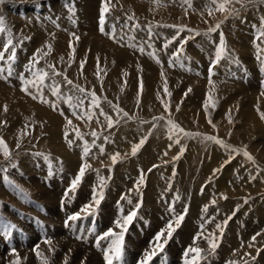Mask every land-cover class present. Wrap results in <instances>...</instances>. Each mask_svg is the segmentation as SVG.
Returning a JSON list of instances; mask_svg holds the SVG:
<instances>
[{
    "label": "rangeland",
    "instance_id": "obj_1",
    "mask_svg": "<svg viewBox=\"0 0 264 264\" xmlns=\"http://www.w3.org/2000/svg\"><path fill=\"white\" fill-rule=\"evenodd\" d=\"M120 1L119 0H105L104 1V6L107 7L109 10L105 13V23L103 25L104 32H101L100 31L101 25L99 21H100V8H101L102 0H99V1L98 0H92V1L91 0H88V1L87 0H0V17L3 18L4 25L8 30L4 34H0V51L3 50V43H5L8 39L12 40V43L15 47V60L13 62L7 61L6 58L4 61H0L2 65V67L0 68L3 69V71L0 72V87H3V88H1L0 90L9 89L13 91L14 93H17L16 95L18 96V98L21 97L20 94L22 96L25 94L26 97L28 96L27 99L29 98L28 99L29 101L31 100L32 102H34V104L40 109L42 108V110L43 109L46 110L45 108L46 106H49V105L51 106L53 104H45V103H42L40 99H33L31 95H28L24 91L21 90V88L23 87L22 83H21V86H18V84H20L19 81H21L20 80L21 74L25 76V77L23 76L24 79L27 77L26 80L27 79L30 80V78L32 79V71H35L36 69H44L45 71L49 73V76H50L49 80H46L45 82L46 85H51L53 83L58 84L60 86V92L61 91L66 92V95L68 97L71 91L74 93V95H72L73 93L70 95L71 97L81 96V98H84L86 93L94 92L96 94V98L100 105V108L91 109L93 113L92 115L93 118L88 119L84 115L82 116L81 114H78L81 112L86 113L87 111H89V100L91 99V97L85 98L86 100H84V105H83L84 108L83 107L80 108L83 110H78L79 108H77V110L74 109L75 111H77L75 113H77L80 119L78 118L76 114H75L76 116L75 118L71 116V118L74 119L72 121L73 124L67 125V128L66 126H64L60 129L59 127L60 129L59 131L57 130L58 129L57 127H54V129L49 132L48 130L39 128V130L40 129L41 130L38 132V128L36 129L34 127V125L36 126L37 123L32 121L29 115L25 117L22 116L21 121H23L22 122L23 128L26 126V128H28L29 130L26 131L27 133L26 135L23 132L15 133L18 135L17 138L19 140H15V141H18L20 143V144L18 143L19 147L13 146L11 149L10 144L7 145L8 150L10 149L9 152L12 156L10 157V160H6L5 157H3L4 155L0 153V168L3 169V170H0V173L5 172L6 168H9L10 169L9 175L14 174V173L17 176L21 175L20 168H18V163L20 162L21 159L23 160V158L21 157L25 155L26 157L32 158L33 160L38 161V162H41L43 159L46 161V159L51 158L50 150L52 148L51 145L53 144L55 145L56 150L58 151L64 150L63 148L64 146L62 145L61 138L59 141V138L54 139V136L57 135L59 137V132H61V134H65V130L68 133V135L70 133L73 134V135L70 134L71 138H73L72 140H74L75 143L77 142L78 145L87 144V146L90 149V152L92 150L94 152V149H97V148L99 150L103 148L104 150L103 152H106V146H107L106 144L118 143V142L114 140L112 141V139H109L108 134L110 132L109 129L111 128H108L107 126L106 127L101 126V125H107L106 123L107 121L105 120L104 116L100 115V112L102 110L104 113H107L108 116H111L113 121L116 119V117L119 120V123L118 124L114 123L112 127V128L115 127L117 129V132H118L117 136L120 135L119 129H121V127H124L126 125V123L125 124L123 123L122 125L120 123L123 118H125V120L130 119L131 120L130 123L135 122L136 124L143 125V127L147 126L146 128H143V136L146 135V137L151 138L152 141L155 142L154 144L156 147L155 149H158V151L160 152V155L163 156L162 160L159 162V164H161V162L162 164L159 166L156 165L155 167H159L158 169L162 168L160 169V172L162 174L164 173V175L167 176V179L165 180V184H164L165 191L163 192V194L165 195L161 194V196L165 198L164 201L167 203L166 204L167 208L171 207L170 209H168L170 213L169 218L171 220L170 222L166 221V223H169L166 225L165 222L163 223L161 221H156L150 218L149 216L150 214L148 213L144 214L143 212L142 213L143 215H142V214H139L138 212V210L143 211V208L142 210H140V206L144 207V205H142L144 203H141L140 201L142 200L144 201L146 196L150 197L152 192L153 193L156 192V194L159 193L160 186L157 184H153V186H151L152 187L150 188L152 189V191L150 190L151 192L149 191V188H147V185L149 184V175L155 170L154 167H151L149 170H145L143 166L142 168H137L136 170L137 172H135L133 178L128 181V185L121 188V192H120L121 195L118 200L114 201L115 198L112 196L113 193L110 192L111 186L106 185L104 183H101L102 186L101 184L96 185L94 187V191L92 192L85 190V185L83 181L85 180L84 175L87 176L89 174L88 171L95 170L96 172L98 171L99 173H104L106 175L108 173L107 176L111 180L113 179L115 173L118 172L119 170L128 169L129 167L128 162L132 161L134 164L136 163V160L141 161L140 156L145 154V151L139 154V151L141 149L139 148V150L137 151L138 153H136L135 155L136 157L135 156L133 157V155H131V148L135 143L133 141L126 142V145L128 146L130 145V147L126 151H123L122 148H119V150H117L118 153H121V154L123 153L126 156L125 157L119 156L117 158V162L115 163V165L113 164L111 160V156L108 157L105 162H101L100 164H97V162H94L88 158H85L86 162L90 164V165L88 164L89 169L90 167L91 169L90 170L86 169V171L88 170L87 172L85 171L87 175L84 173V175L82 176V178L84 177V179H81L79 183H77L78 185L75 186L76 189L74 188V190H73V187H71L73 185V183L71 182L75 180V177L78 175V171H79L78 169L80 168L76 169V171L74 172L77 175L73 174L74 177L72 176V178L69 181H66L65 183L61 181L59 176L57 177L59 182H55V180L50 178V185H52L53 187L51 188V190H48L44 186H41L38 184H34V186H30V183L29 182L27 183L28 184L27 187L30 186L31 190L30 188H27V187L25 188L26 196L27 194L30 193L29 195L33 197V200L30 201L32 202V205L34 206H37L38 204L44 205L43 207L46 212V214L39 213L40 212L39 209L37 210L33 208L32 209L33 211L31 213L26 209L25 210L22 209L26 217L28 218L31 217L33 221L37 223L36 225L38 226L40 225L41 227V231L39 232L41 237L37 241L36 243L37 245H34L31 248V250L32 249L35 250L39 246H41L42 248L52 246L54 247L52 250V253L55 254L56 251L58 250L57 252H62L63 253L62 255H64L65 252H63L61 248H58V247L56 248L55 247L56 244L58 245L63 244L64 247L65 246L67 247V246H71L72 242H77L81 244L83 243L86 244L87 248L90 249L91 252L93 251L92 253L94 254L96 252L93 249V244L95 243V241L96 242L99 241L96 247L101 244L102 248L106 246L104 249H107L110 247L112 241L116 239V236L120 235L121 233H123L124 235V233L126 232V238H125L126 243L124 244L123 239H122V246H121L120 254L122 255V259L125 262V263L123 262L124 264H132V263L134 264L138 256H139V259L144 258L143 260H145V258L149 256L150 254L152 257L157 256V254L160 257H163L165 255V252H167L168 257H169L171 255L170 247L173 245H177L180 248V250L183 252H185L192 244H196L197 242L200 243L199 245H202L200 241V236L199 238H197L198 237L197 234L203 233V235L201 234V237L202 239L204 238L207 244L202 245L200 249L201 254L203 255V256L201 255V258L202 257L203 258L199 259L198 264H222V258H223L222 254L225 257L227 256L228 258L231 259L232 253H233L232 255L235 256L234 259L233 258L231 259L233 262L228 261V263L226 262L225 264H259V263L263 264L262 262H258L259 256L257 254L260 255V253L264 251V242H263L264 241L263 239L264 238V229H263L264 228L263 227L264 226V217H263L264 172H262L264 171V168H263L264 167V148H263L264 147V119H261V113H264V87L261 89L263 85L262 81H264V75H263L264 73V35H262V33H264V0H240V2H236V0H230L229 3L225 4L224 11L217 10V6L210 4L209 0H147V1L146 0H129L130 2H128V0H123V1L120 0ZM78 4H80L79 7L81 8L78 7ZM85 4H87V6ZM35 7H40L39 11L34 9ZM54 8L56 11L54 10ZM195 9H197V11L195 13H191V10H195ZM95 10L98 12H96ZM181 13H185V14L182 16ZM197 14L201 15V17H197ZM108 15L109 17H107ZM71 16L72 17L74 16V17L72 18ZM129 17H131V19H129ZM14 23L17 25H15ZM218 24H219V27L217 28L216 26ZM55 28H56V31H55ZM95 28H98L99 30L98 29L96 30ZM212 28H215L216 31L209 32V29H212ZM51 29H54V30L52 31ZM113 29L115 31L114 39L110 38V36H112L113 34ZM42 30L44 34L43 32H40ZM221 34L223 36V46L225 49V53L222 55L221 59L217 61L216 52H217L218 47H220V44H221ZM63 35L65 37H63ZM87 35H89L88 37L89 39L88 40L86 39V42H84L83 37ZM51 36L53 37L51 38ZM59 37H61L60 41L58 40L60 39ZM97 37L99 38L96 39ZM101 37H103L104 42ZM92 39H94L95 41ZM244 39H247V40H244ZM39 40H42L40 42H43L46 40L48 42L49 41L53 42V40H55L54 41L55 43L56 41L57 43L61 42L59 44H61L64 50L66 51L62 54L63 56L61 55L57 57V55L54 52L46 49L47 51L46 50L45 51L49 53L46 58L45 56L42 55L43 54L42 49H40L41 53L37 52V49L42 48L40 46L42 44L39 45V42H38ZM100 40H102L103 44L101 43ZM70 41L72 45L71 48L69 47ZM140 49H143V51H140ZM113 53L114 55H112ZM11 54L12 52L11 50H9V52H7L5 56L7 57L8 55H11ZM37 56H39L40 59ZM35 58L36 60H39L40 64L39 63L34 64V67H32L30 71L29 70L30 61H32V59L34 61ZM60 58L62 59V62ZM43 59H46V60L49 59L50 61L48 60L46 61V63H44L45 60L43 61ZM63 59H66L67 62L66 60H63ZM56 60H58V62H61V63L60 64L57 63ZM82 61L84 62L83 68L80 67L81 66L80 63ZM233 61L234 63H232ZM211 63L215 64L216 66L211 65ZM64 64L66 67H63ZM74 64H77V66L74 67ZM48 65H52L55 68L56 72L61 73V75H52V69H50ZM234 65L239 66V71H241V77H243L242 81L239 75L236 76V78H234L233 75L228 73V71H230L229 69L231 70L237 69V68H234L236 67ZM87 66L88 67L90 66V67L88 68ZM241 67L243 70H241ZM9 68L11 69V74H9ZM74 68L75 69L80 68V70L79 69L75 70ZM211 68L212 70L208 76V69H211ZM87 69L88 70L91 69V70L85 71ZM76 71L80 73L76 74ZM235 71H238V69ZM89 73L91 74V76ZM70 74H74L76 76L70 75ZM113 76L116 82L109 80ZM65 77H67V80L70 77L69 80H72V84H68L65 81ZM71 77H73V79H71ZM91 78H92V82L88 83L89 81H91ZM52 79L55 81L53 82ZM78 81L79 83H76ZM118 82H119V86H118ZM8 84H11L12 86L11 85L9 86ZM141 84H142V88H141ZM252 85H255V86H252ZM76 86L84 88L85 94L79 93V91L75 88ZM108 86L110 88H106ZM14 88L17 91H15ZM182 88H183V91L180 90ZM30 91L33 93V95L35 94V89H30ZM111 91H112V96H111ZM117 92L118 93L120 92V95ZM44 96L49 101L55 102V106H56L55 108H61V112H63L64 114L65 113L67 114L69 112V114L71 115V112L69 111V109L72 111V113H74L73 109L70 108L69 103H66L65 106H60L57 100V97L52 95L48 87L44 88ZM121 96H122V100H121ZM115 98L116 100H111ZM130 99L132 100V103ZM206 100L208 103L207 109L205 108ZM114 106H118V108L122 109L123 111L120 112L119 114H115L117 112L113 111ZM39 108L37 109L40 110ZM42 110L40 111L42 112ZM123 113H127L128 115L124 116ZM0 118H1L0 120H3L1 115H0ZM98 119L99 121L103 119V123L102 121L97 123ZM185 119L187 120L188 123L185 122ZM230 120L231 122H229ZM85 121L89 123L88 126L86 125V127H85V124H86ZM169 121L173 122L174 124H177L179 128L183 129L184 131L179 132L178 130H173L170 132L169 131V128H170ZM209 121H211V123H209ZM8 122L9 124L10 122L12 123V121H0V131L1 132L3 131L2 133L0 132V139H3L4 141L6 137L5 133L7 132L6 130L7 127L5 126L9 125ZM5 123L6 125H4ZM184 124L186 126H184ZM69 126H72V128ZM221 126L222 127L224 126V127L222 128ZM12 127H15V129H17L16 126H12ZM31 127L35 128L34 130H36L37 132L34 133L33 128ZM37 127H38V124H37ZM77 131H79V133L83 136L82 141L80 139H77V136H75ZM93 131L96 133L95 138L92 135ZM184 133H191L192 135L189 136V135H185ZM249 134L251 135L248 136ZM169 136H171L172 139H169ZM180 136L182 138L180 142L177 143L176 139H178V137ZM205 136L217 137L218 139L222 140L225 144L229 146L228 149H225L220 144L214 143L209 140H205L204 139ZM28 137L30 140L28 139ZM85 137L86 138L89 137L87 138L88 140ZM47 138H49L51 141ZM62 138L64 142L65 137H62ZM97 138L98 139L101 138L103 139V141L100 142V144H98V140H96ZM249 138H250V141H249ZM186 140L190 141L188 145H187L188 141L187 143H185ZM52 142L53 144H50V146H46L47 144L52 143ZM148 142L149 140H147L146 146L148 145ZM38 143H40V145ZM20 145L23 147H21ZM189 145L193 147L191 148ZM255 145H258L262 150H256V149L253 150L252 147H254ZM59 146H60V149L62 148L61 150L58 149ZM175 147H176V150H175ZM182 147H183V151L179 155L178 153L180 152ZM187 147H189V150H187L188 149ZM17 148L19 149L16 150ZM190 149L192 152L190 151ZM20 150L23 151L21 152V154L19 153ZM13 151H16V153ZM245 152H247L251 156V159H248L244 155ZM168 153H170L169 154L170 156H168ZM30 154H33V155H30ZM100 154L102 155L103 153L100 152ZM177 154L179 155V157H177L178 159H176V156H178ZM188 154H190V156ZM219 154H221L220 157H219ZM39 156L40 157L42 156L43 158H40ZM180 156L182 158L186 157V160H184L185 162L182 160ZM97 157L98 158L96 161H100L99 159L100 156L97 155ZM168 159L170 161H167ZM211 160L213 161L214 165L212 164ZM208 162H209V165H208ZM214 162H216L217 164ZM95 163L96 165H94ZM100 165H102V167ZM170 167H173V168H170ZM210 167L214 171H212ZM236 167L238 169H236ZM101 168H102V171H101ZM180 168L182 170L179 173ZM170 169H172L173 171L175 170V171L174 172L170 171ZM235 169L237 171H235ZM202 172L203 173L205 172V173L203 174ZM207 172L210 174H208ZM220 173L222 176L220 175ZM228 173L231 175H229ZM204 175L205 177H203ZM223 175H226V176H223ZM207 176L208 178H206ZM170 184L171 186H169ZM35 185L36 186L38 185V188H36ZM175 185H176V188L178 189L175 188ZM180 185H182V187H180ZM185 185L187 187L188 192L187 191L185 192L186 190V187H184ZM221 185H227V186L224 187ZM81 186H82V189H81ZM167 186L169 188H166ZM212 186L214 187L216 186V189L219 190L220 193H222L220 195V199H217L215 201L221 205L226 204L224 206L216 207L215 210L217 212L219 211L217 215L218 218H215V219L211 218L210 219L211 222H210L209 219L205 220L204 218L205 216H202L201 219L203 218L202 220H205V221L204 222L201 221L202 222L201 223V222H198L196 217H192L189 215L191 220L186 221L185 218L190 212L189 207L191 206L190 202H191L192 197L194 196V197L201 198L207 190H208L207 193L211 192L210 189L208 188H212ZM19 188L23 190V188L21 187ZM139 188L142 190H140ZM179 188H183V190ZM221 189H225V190L221 192L220 191ZM95 190H96L97 196H96V193H93L95 192ZM74 191H76L75 196H74ZM147 192L148 194L145 195L144 193H147ZM165 192H169L170 194L166 195ZM35 195L36 197H39V196L40 197L35 198ZM60 195L61 197H59ZM95 196L98 198L97 199L99 201L98 204L94 200ZM101 196H103V199L102 198L100 199ZM121 197L126 198V200ZM163 197L161 198L162 200H163ZM59 198L61 200L60 201L61 209H60V204H59ZM67 198H68V201H67ZM133 199H136V201ZM0 200L2 201L1 198ZM100 200H102V202H100ZM66 202L69 203L70 205L67 204ZM82 202L84 203V205ZM117 202L120 205L119 207L115 206ZM216 202L207 203L206 209L211 206L214 207ZM154 203H158V202L156 201ZM108 204H109V208H108ZM122 205L123 207L124 206L125 207L123 208ZM175 205L179 206L180 208L179 210H182V209L183 210L179 212V210L176 209ZM75 206L77 210L74 208ZM112 206L114 207V210L118 212V215H113V217H112V214L110 213V209L113 208ZM145 206L147 207V205ZM131 207L134 209L135 215L132 216L131 220L124 219L128 217L131 213H133V210H131L132 209ZM95 208L99 210L101 209L100 210L101 213L97 218V224H93L92 226L95 227L96 225L97 231H99L100 233L97 232V234L95 235L93 232L94 230L91 231L90 224H88L87 229L85 228L77 229L78 232H80V234L85 233V235L83 234L81 236L79 235L73 240L72 238L68 239L67 237H65L66 236L65 231L68 229L69 230L72 229L66 226L69 223L71 224L72 222H74V220H69L68 217H70L71 215L72 216L75 215L78 218L79 217L81 218L83 216L88 215L87 211H89V209L90 211H93V209ZM125 208L128 210H126ZM223 208L225 209L222 210ZM102 209H104L105 212ZM262 209L263 211H260ZM82 210H84V212ZM202 210L204 209H200V211ZM176 211H177L178 217L184 216L182 219L183 221L181 220L182 222H180L179 224L175 223L177 219ZM107 212L108 214H106ZM185 212H187V214ZM58 213H60L59 217L58 216L55 217V214H58ZM2 214H3V211H0L1 216ZM37 216L39 217V220H35V218H33ZM116 216L118 219L116 218ZM78 218L76 220L80 219ZM247 218L249 219L246 220ZM46 219H48L49 221ZM194 219H195V223H194ZM124 220H127V223H125ZM36 221H38L39 223ZM65 221H69V222L65 223ZM119 221H123L124 223V225L120 227V229L117 226ZM190 221H193L192 223L194 225V228H193L194 231L192 233L193 234L196 233V235L193 236L192 238L193 240L191 239V242L189 244L187 245L184 244V246L181 247L183 243H181L180 245L178 244L177 236H179V233L181 237L187 235V234H183V230L186 227H189ZM100 222L103 225H101ZM161 223L163 226L161 225ZM204 223L207 225H205ZM6 224H7V227H10L9 233L7 232V227H6L5 234H3L4 236H1L0 239L7 242L8 241L7 237H15L16 235H15L14 228L11 226L12 223H10L8 220L5 222L2 228H4ZM170 224L172 225L171 229H169ZM16 225L18 224L16 223L15 226L13 225L16 230L24 231L23 228L21 227L24 224H22L21 226L19 225L16 226ZM204 225L208 227L206 228ZM107 226L109 227L107 228ZM111 226H113V228ZM257 226L258 227L260 226L259 229H261L262 227V233L260 232ZM110 228L111 230H113V233H115V235L106 237L104 239H100V237L104 236V233L107 232ZM47 229L54 230L52 237H47L48 236L46 235ZM242 229H244V233L246 234V236H244L245 237L244 242L242 239V236L244 235L242 234ZM25 230L27 233L30 234L31 237L32 235L30 232H32V234L36 237L35 231L37 230H35V227L29 228L30 231L27 230L25 227ZM1 231L3 232L4 230L0 229V232ZM117 231L118 233H116ZM130 231H132L133 233ZM169 231H171L170 236H168ZM158 234H161V239L159 240L157 239ZM254 234L256 237L258 235L259 238L258 237L256 238ZM230 236H232V239H234L233 244H238V248L235 247L236 248L235 250L233 248V245L230 246V243H227L228 237L230 238ZM253 237H255V240L257 239L256 240L257 243L254 246L255 248L254 247L248 248V249L242 248L243 246L240 243H244L245 245L247 244L249 240H253L252 239ZM82 238L83 239L85 238V239L83 240ZM122 238H124V236ZM151 238H153L154 241ZM210 238H213V239H210ZM148 241L149 243H147ZM210 241H216L215 243L217 246L214 249L210 247V243H209ZM6 242H3L2 246L6 245ZM8 242H10V240ZM14 243H15L14 246L16 247H18L17 244H19L20 247L18 248L20 249L24 245V241L22 239L15 238ZM224 243L228 244L231 249L224 250L222 248V245ZM10 244L11 245H9L8 248H10L11 246V250H16V249H12L14 246L12 245V243ZM218 246L220 247L218 248ZM260 246L261 247L263 246V247L261 248ZM102 248L101 250H104ZM240 248H242L241 249L242 253H240L241 252L239 250ZM136 249L139 250L140 254L136 251ZM230 250H234V251L231 252ZM246 250H251V252L246 251ZM252 250L254 253L252 252ZM212 251L214 255L211 254ZM243 252L245 253L247 252V254L245 255ZM248 252L252 254L250 255ZM206 254L207 256H205ZM179 255L180 253L178 252V257L176 258V260L179 259ZM228 255H230V257ZM35 258L36 257L34 254L31 261H33ZM211 258L213 259L211 260ZM180 259L183 260L182 255ZM241 259H243L244 261ZM104 260L105 259L103 257V260L100 262L98 261L96 264H107V262H105ZM117 261L118 263H120L118 259ZM200 261H202L203 263ZM241 261L245 263H241ZM253 261H256V263ZM154 263L160 264L159 257L155 258ZM165 263H166L165 261L161 260V264H165ZM81 264H87L86 260L84 259L83 263ZM113 264H115L114 259H113Z\"/></svg>",
    "mask_w": 264,
    "mask_h": 264
},
{
    "label": "bare ground",
    "instance_id": "obj_2",
    "mask_svg": "<svg viewBox=\"0 0 264 264\" xmlns=\"http://www.w3.org/2000/svg\"><path fill=\"white\" fill-rule=\"evenodd\" d=\"M88 1V0H87ZM92 1V0H91ZM99 1V0H98ZM105 1V0H104ZM120 1V0H119ZM123 1V0H122ZM147 1V0H146ZM86 2V1H85ZM84 2V3H85ZM115 2H117V1H115ZM121 2V1H120ZM128 2H130L129 0H128ZM169 2V1H168ZM79 3V2H78ZM88 3V2H87ZM95 3V2H94ZM100 3V2H99ZM125 3V2H124ZM123 3V4H124ZM127 3V2H126ZM132 3V2H131ZM141 3V2H140ZM115 4V3H114ZM172 4V3H171ZM77 5V4H76ZM79 5L80 4H78V7H79ZM86 6H87V4H85ZM126 5V4H125ZM176 5V4H175ZM147 6V5H146ZM184 6V5H183ZM64 7V6H63ZM137 7H139V6H137ZM167 7V6H166ZM79 8H81V7H79ZM84 8V7H83ZM143 8V7H142ZM150 8V7H149ZM168 8V7H167ZM182 8V7H181ZM201 8V7H200ZM205 8H207V7H205ZM62 9V8H61ZM64 9V8H63ZM94 9V8H93ZM96 9V8H95ZM144 9V8H143ZM159 9H161V8H159ZM165 9V8H164ZM174 9V8H173ZM198 9V8H197ZM197 9H195V10H191V13H195L196 11H197ZM54 10H55V8H54ZM180 10H182V9H180ZM56 11V10H55ZM89 11H91V10H89ZM96 11V10H95ZM156 11V10H155ZM174 11V10H173ZM66 12V11H65ZM64 12V13H65ZM93 12V11H92ZM96 12H98V11H96ZM138 12V11H137ZM165 12H166V10H165ZM179 12V11H178ZM177 12V13H178ZM190 12V11H189ZM62 13V12H61ZM70 13V12H69ZM88 13V12H87ZM188 13V12H187ZM139 14H140V12H139ZM160 14V13H159ZM162 14V13H161ZM182 14V16L185 14V13H181ZM45 15V14H44ZM166 15V14H165ZM187 15V14H186ZM191 15V14H190ZM70 16V15H69ZM113 16V15H112ZM111 16V17H112ZM167 16V15H166ZM63 17V16H62ZM72 17V16H71ZM74 17V16H73ZM72 17V18H73ZM107 17H109V15L107 16ZM176 17V16H175ZM193 17V16H192ZM197 17H201V15H198L197 14ZM46 18V17H45ZM154 18V17H153ZM178 18V17H177ZM7 19V18H6ZM34 19V18H33ZM32 19V20H33ZM75 19V18H74ZM172 20V19H171ZM194 20V19H193ZM30 21V20H29ZM62 21V20H61ZM23 22H24V20H23ZM71 22H73V21H71ZM176 22V21H175ZM193 22V21H192ZM27 23V22H26ZM15 24V23H14ZM66 24V23H65ZM68 24V23H67ZM15 25H17V24H15ZM20 25V24H19ZM70 25V24H69ZM72 25V24H71ZM182 25V24H181ZM38 26V25H37ZM73 26V25H72ZM50 27H52V26H50ZM119 28V27H118ZM18 29V28H17ZM96 30L98 29V28H95ZM109 29V28H108ZM52 31L54 30V29H51ZM99 30V29H98ZM23 31V30H22ZM37 31H38V29H37ZM55 31H56V28H55ZM35 32H36V30H35ZM40 32H43V30L42 31H40ZM97 32V31H96ZM25 33V32H24ZM39 33V32H38ZM55 33V32H54ZM94 33V32H93ZM43 34H44V32H43ZM52 34V33H51ZM101 34V33H100ZM23 35V34H22ZM26 35V34H25ZM48 35V34H47ZM62 35V34H61ZM102 35H103V33H102ZM45 36V35H44ZM49 36V35H48ZM67 36V35H66ZM97 36V35H96ZM99 36V35H98ZM53 36H51V38H52ZM63 37H65L64 35H63ZM89 35H87V36H84L83 37V41L84 42H86V39L88 40L89 38ZM94 37H95V35H94ZM93 37V38H94ZM100 37V36H99ZM99 37H97L96 39H98ZM47 38V37H46ZM46 38H44V39H46ZM60 39H58L59 41L61 40V37H59ZM91 38V37H90ZM102 39H103V37H101ZM161 39V38H160ZM240 39H242V38H240ZM38 40V39H37ZM50 40V39H49ZM92 40H94V39H92ZM91 40V41H92ZM244 40H247V39H244ZM40 41H42V40H39L38 42H39V45L40 44H42V45H40L42 48H39V50L40 49H42V53H44V52H46L47 50H49V51H52V52H54L56 55H57V57H59V56H61L66 50H64V48H63V46L61 45V44H59V43H61V42H59V43H57V41H56V43L54 42L55 40H53V42H48L47 40L46 41H43V42H40ZM95 41V40H94ZM101 41V43H102V40H100ZM97 42V41H96ZM103 42H104V39H103ZM106 42V41H105ZM103 44V43H102ZM111 44V43H110ZM46 45H50L51 46V48L49 49L48 47H46ZM64 45V44H63ZM95 45V44H94ZM37 46H38V44H37ZM39 46V47H40ZM61 46V47H60ZM93 46V45H92ZM200 46V45H199ZM100 47H101V45H100ZM38 48V47H37ZM93 48V47H92ZM114 48V47H113ZM112 48V49H113ZM47 49V50H46ZM95 49V48H94ZM100 49H102V48H100ZM105 49V48H104ZM111 49V50H112ZM46 50V51H45ZM64 50V51H63ZM96 50V49H95ZM118 50V49H117ZM98 52V51H97ZM110 52V51H109ZM39 53V52H38ZM38 53H37V55H38ZM40 53H41V51H40ZM96 53V52H95ZM115 53V52H114ZM114 53L112 54V55H114ZM212 53V52H211ZM203 54V53H202ZM55 56V55H54ZM63 56V55H62ZM208 56V55H207ZM211 56V55H210ZM36 57V56H35ZM37 57H39V56H37ZM46 58H47V56H45ZM45 57H43V58H45ZM65 58V57H64ZM79 58V57H78ZM151 58V57H150ZM210 58V57H209ZM29 59V58H28ZM39 59H40V57H39ZM51 59V58H50ZM55 59V58H54ZM59 59V58H58ZM61 59V58H60ZM113 59V58H112ZM27 60V59H26ZM35 60H36V58H35ZM42 60V59H41ZM45 60V62L44 63H46V61H48V60H46V59H43V61ZM52 60H53V58H52ZM63 60H66V59H63ZM81 60V59H80ZM153 60V59H152ZM32 61H33V59H32ZM50 61V60H49ZM57 61V63H61L62 62V59H61V62H58V60H56ZM73 61V60H72ZM150 61H151V59H150ZM66 62H67V60H66ZM78 62V61H77ZM254 62V61H253ZM43 63V62H42ZM90 63V62H89ZM39 64H40V62H39ZM55 64H56V62H55ZM67 64V63H66ZM71 64V63H70ZM78 64V63H77ZM77 64H74V67L75 66H77ZM81 64V63H80ZM91 64V63H90ZM62 65H63V63H62ZM79 65V64H78ZM86 65V64H85ZM58 66V65H57ZM60 66V65H59ZM63 67H66L65 66V64H64V66ZM62 67V68H63ZM81 67V66H80ZM88 67V66H87ZM90 67V66H89ZM88 67V68H89ZM72 68V67H71ZM85 68V67H84ZM51 69V68H50ZM57 69V68H56ZM65 69V68H64ZM67 69V68H66ZM75 69V68H74ZM77 69H79L80 70V68H77ZM77 69H75V70H77ZM92 69V68H91ZM90 69V70H91ZM72 70V69H71ZM74 70V71H75ZM90 70H85V71H90ZM96 70V69H95ZM235 70H237V69H235ZM49 71V70H48ZM73 71V70H72ZM94 71V70H93ZM92 71V72H93ZM51 72V71H50ZM70 72V71H69ZM91 72V73H92ZM200 72V71H199ZM63 73V72H62ZM67 73H68V71H67ZM78 73H80V72H78V71H76V74H78ZM82 73V72H81ZM86 73V72H85ZM84 73V74H85ZM88 73V72H87ZM98 73V72H97ZM114 73V72H113ZM141 73V72H140ZM203 73V72H202ZM20 74V73H19ZM75 74V73H74ZM74 74H70V75H74ZM90 74V73H89ZM143 74V73H142ZM196 74V73H195ZM87 75V74H86ZM113 75V74H112ZM24 75H22L21 74V77H23ZM74 76H76V75H74ZM88 76V75H87ZM90 76H91V74H90ZM110 76V75H109ZM108 76V77H109ZM181 76V75H180ZM196 76V75H195ZM25 77V76H24ZM56 77H58V76H56ZM59 77H61V76H59ZM89 77V76H88ZM98 77V76H97ZM204 77V76H203ZM27 78V77H26ZM25 78V79H26ZM28 78H30V77H28ZM70 78V77H69ZM69 78H68V80H69ZM76 78V77H75ZM110 78V77H109ZM109 78H107V79H109ZM183 78V77H182ZM238 78V77H237ZM243 78V77H242ZM31 79V78H30ZM62 79V78H61ZM71 79H73V77H71ZM77 79V78H76ZM81 79V78H80ZM87 79V78H86ZM90 79V78H89ZM98 79V78H97ZM185 79V78H184ZM196 79V78H195ZM21 80V79H20ZM27 80H29V79H27ZM49 80V79H48ZM51 80V79H50ZM100 80V79H99ZM109 80H111V81H115L116 82V80H115V78H114V76L113 77H111V79H109ZM244 80V79H243ZM52 81L54 82L55 80H53L52 79ZM61 81V80H60ZM60 81H58V82H60ZM66 81V80H65ZM72 81V80H71ZM89 81V80H88ZM98 81V80H97ZM190 81V80H189ZM249 81V80H248ZM252 81V80H251ZM20 82V84H18V86H21V81H19ZM82 82V81H81ZM90 82H92V78H91V81H89L88 83H90ZM100 82V81H99ZM104 82V81H103ZM121 82V81H120ZM244 82V81H243ZM246 82V81H245ZM250 82V81H249ZM258 82V81H257ZM14 83V82H13ZM57 83V82H56ZM62 83V82H61ZM74 83V82H73ZM76 83H79V81L78 82H76ZM83 83V82H82ZM122 83V82H121ZM210 83V82H209ZM225 83V82H224ZM259 83V82H258ZM63 84V83H62ZM67 84V83H66ZM110 84V83H109ZM113 84H115V83H113ZM117 84V83H116ZM186 84V83H185ZM205 84V83H204ZM249 84V83H248ZM251 84V83H250ZM9 86L11 85V84H8ZM68 85V84H67ZM77 85H79V84H77ZM111 85V84H110ZM179 85V84H178ZM187 85V84H186ZM190 85H192V84H190ZM12 86V85H11ZM66 86V85H65ZM106 86H107V84H106ZM118 86H119V82H118ZM210 86V85H209ZM252 86H255V85H252ZM15 87V86H14ZM211 87V86H210ZM261 87V86H260ZM260 87H259V89H260ZM1 88H3V87H0V89ZM19 88V87H18ZM76 88V87H75ZM98 88V87H97ZM106 88H110L109 86L108 87H106ZM112 88V87H111ZM116 88V87H115ZM179 88V87H178ZM263 87H261V89H262ZM13 89V88H12ZM15 89V88H14ZM49 89V88H48ZM68 89V88H67ZM71 89V88H70ZM118 89H119V87H118ZM117 89V90H118ZM72 90V89H71ZM70 90V91H71ZM75 90V89H74ZM93 90V89H92ZM96 90V89H95ZM98 90H100V89H98ZM180 90H182L183 91V88L182 89H180ZM198 90V89H197ZM15 91H17L16 89H15ZM69 91V90H68ZM97 91V90H96ZM115 91V90H114ZM199 91H201V90H199ZM13 91H11V90H9V89H5V90H0V115L2 116V118H3V120H0V121H12V123L10 122V124H9V122H8V124L9 125H7V126H5V127H7V132L5 133L6 134V137H5V141H6V143H7V145L8 144H10V146H11V149H12V147L13 146H15V147H17V144L19 143L18 141H15V140H19L17 137H18V135L17 134H15L16 132H18V133H21V132H23V133H26V131H28L29 129L28 128H26V126L23 128V121H21V117L22 116H27V115H29V117H30V119H32V121H34V122H36L37 124H38V127H37V124H36V126L34 125V127L37 129L38 128V132L41 130V129H45V130H48V132L49 131H52L53 129H54V127H57L58 129V131L62 128V127H64V126H66L67 125V121L68 120H71V121H73L74 119L73 118H75L76 116H75V114H73L72 113V111L69 109V111L71 112V115L69 114V112H68V110H67V114L65 113H63V112H61V108H55L56 106H53V105H49V106H46L45 108H46V110H42V108L40 109L39 107H37L35 104H34V102H32L31 100L29 101L28 99H27V97L25 96V94L22 96L21 94H20V98H18V96L16 95L17 93H12ZM21 92V91H20ZM73 92L71 91L70 93H69V96L72 94ZM78 93V92H77ZM80 93V92H79ZM118 93V92H117ZM258 93V92H257ZM61 94H62V97H66L67 95H66V92H64V91H61ZM68 94V93H67ZM108 94H109V92H108ZM119 95H120V92L118 93ZM197 94H199V93H197ZM201 94V93H200ZM205 94V93H204ZM19 95V94H18ZM72 95H74V93L72 94ZM77 95V94H76ZM113 95H114V93H113ZM117 95V94H116ZM110 96V95H109ZM109 96H107V97H109ZM111 96H112V91H111ZM124 96V95H123ZM68 97V96H67ZM74 97V96H73ZM81 97V96H80ZM106 97V96H105ZM117 97V96H116ZM120 97V96H119ZM126 97V96H125ZM31 98V97H30ZM99 98V97H98ZM129 98V97H128ZM194 98V97H193ZM261 98V97H260ZM263 98V97H262ZM57 100H58V102H59V105L60 106H65L66 105V103L64 102V100L63 99H58L57 98ZM84 100H86V99H84ZM111 100H116V98L115 99H111ZM110 100V101H111ZM118 100V99H117ZM121 100H122V96H121ZM127 100V99H126ZM262 100V99H261ZM130 101H131V103H132V100L130 99ZM129 101V102H130ZM117 102V101H116ZM113 103V102H112ZM235 103V102H234ZM86 104V103H85ZM88 104V103H87ZM116 105V104H115ZM70 106V105H69ZM68 106V107H69ZM106 106V105H105ZM5 107H6V109L7 110H5ZM37 108H39L40 110H42V112L40 111V110H38ZM64 108V107H63ZM70 108H72V107H70ZM84 108V107H83ZM100 108V107H99ZM73 109V108H72ZM88 109V108H87ZM109 109V108H108ZM112 109V108H111ZM48 110V111H47ZM75 110H77V108H75ZM74 109H73V112L75 111ZM78 110H83V109H78ZM101 110V109H100ZM106 110V109H105ZM85 111V110H84ZM102 111V110H101ZM114 111V110H113ZM54 112V113H53ZM75 112H77V111H75ZM80 112V111H79ZM61 113H63V115L64 116H62V114ZM81 113H85V112H81ZM81 113H78V114H81ZM129 113V112H128ZM192 113V112H191ZM194 113V112H193ZM98 114V113H97ZM115 114H118V113H115ZM76 115H77V113H76ZM112 115V114H111ZM194 115V114H193ZM71 116L73 117V118H71ZM78 116V115H77ZM83 116V115H82ZM82 116H81V118H82ZM85 117H87L86 115H84ZM119 116V115H118ZM79 117V116H78ZM97 117V116H96ZM101 117V116H100ZM111 117V116H110ZM121 117V116H120ZM18 118H20V119H18ZM28 118V117H27ZM93 118V117H92ZM1 119V118H0ZM77 119V118H76ZM80 119V118H79ZM115 119V118H114ZM116 119H117V117H116ZM116 119L114 120V121H116ZM80 121H82V120H80ZM89 121V120H88ZM98 121H99V119H98ZM100 121H102V123H103V119L102 120H100ZM99 121V122H100ZM105 121V120H104ZM132 121H134V120H132ZM25 122V121H24ZM31 122V121H30ZM84 122V121H83ZM95 122H96V120H95ZM94 122V123H95ZM131 122V120L130 119H128V120H125V118H123L122 120H121V125L124 123H126V125L124 126V127H121V129H119V132H120V135L119 136H117V134H118V132H117V129L114 127V128H111V129H109L110 130V132H109V134H108V136H109V139H112V141L114 140V141H117L118 143H109V144H106L107 146H106V152H103V154L101 155L100 154V150L98 151L97 149H94V152H93V150L90 152V155H88L87 157H83V159H82V156H83V146L84 145H78L77 144V142L75 143L74 142V140H72L73 138H71V135H73L72 133H70L68 136H67V138H66V136H65V134H61V132H59V137L57 136V135H55L54 136V139H58L59 138V141H60V138H61V140H62V145L64 146L63 148H64V150H62V151H58V150H56V148H55V145L53 144V142L52 143H49V144H47L46 146H50V144H53V145H51L52 146V148H51V150H50V153H51V160L50 159H46V161L43 159L41 162H38V161H35V160H33L32 158H28V157H26L25 155L23 156V157H21V158H23V160L21 159L20 160V162L18 163V168H20V171H21V175H16L15 173L14 174H11L10 175V177H11V179L18 185V187H21V188H23V191H24V194H21L20 195V197L18 198V201H15L14 200V198H12L11 196H9V195H7V193L2 189V186L3 187H5L6 186V183L4 182V180H3V178H2V176H0V198L2 199V205H3V214H2V216H3V219L2 218H0V229L1 230H3L4 228H2L3 227V225L5 224V222L8 220L9 221V219H10V223H17L19 226H21V224H24L23 226L24 227H26V229L27 230H29V228H31V227H33L34 228V225H36L37 223H35L34 221H33V219L31 218V217H26L25 215H24V212H23V210L22 209H26V210H28L29 212H31L32 213V209L34 208V209H37L38 210V208H37V206H34V205H32V202H30V201H26V194H25V188L28 186V182L30 183V186H34V184H38V185H41V186H44V183H45V179H50V178H52L53 180H55V182H59V180H58V176H59V178L61 179V181L63 182V183H65L66 181H69L71 178H72V176H73V174H75L74 172L76 171V169H78V168H80V166H81V164L82 163H86L87 165L89 164V163H87L86 162V160H85V158H88V159H90V160H92V161H94V162H97V164H100L101 162H105L106 160H107V158L108 157H110V156H112V155H114V154H116V153H118L117 152V150H119V148H122L123 149V151H126L129 147H130V145L128 146V145H126V142H131V141H133L135 144L136 143H139V139H141V138H146L145 139V142H144V144L140 147L141 149H140V151H139V154L141 153V152H143V151H145V154H143V155H141L140 156V159H141V161H137L136 160V163H134L133 164V162L132 161H130V162H128V164H129V167H128V169H126V170H119L118 171V169H117V171L118 172H116L115 173V175H114V177H113V179H111L110 180V178L107 176L108 175V173H107V175L106 174H104V173H99L98 171L96 172L95 170L93 171H88L89 172V174L87 175L86 174V172H85V174L87 175V176H85L84 175V177H85V182L83 181V183H84V185H85V190H87V191H90V192H92V191H94V187L96 186V185H98V184H101V183H104V184H106V185H110L111 186V190H110V192H112L113 194H112V196L115 198L114 199V201L115 200H118L119 199V197H120V192H121V188L122 187H125V186H127L128 185V181L129 180H131L132 178H133V176H134V174H135V172H137L136 170H137V168H142V166H143V168L145 169V170H149L151 167H154V171L152 172V173H150V175H149V186L147 185V188H149V191L151 190L152 191V189H150V188H152L151 186H153V184H157V185H159L160 186V190H159V193L158 194H156V192L155 193H153L152 192V194H151V196H152V198H151V196L150 197H148V196H146V198L144 199V201L142 202V201H140L141 203H144V204H142V205H144V207H142V206H140V210H142V208H143V211H139L138 210V212H139V214H142L143 212H144V214H146V213H148V214H150L149 216H150V218H152V219H154V220H156V221H161V222H165L166 223V221H168V222H170V213H169V210L168 209H170L171 207H169V208H167V203L164 201V197L163 196H161V194H163V192L165 191V180L167 179V176L166 175H164V173L162 174L161 172H160V169H162V168H160V169H158L159 167H155L156 165L157 166H159V165H161L162 164V162H161V164H159V162L162 160V158H163V156L162 155H160V152L158 151V149H155L156 147H155V142H153L152 141V139L151 138H148V137H146V135H144L143 136V128H146L147 126H145V127H143V125H140V124H136L135 122L133 123H130ZM185 122L186 123H188L187 122V120L185 119ZM199 122V121H198ZM26 123V122H25ZM85 127H86V125L88 126V122H86L85 121ZM98 123V122H97ZM105 123V122H104ZM107 123V122H106ZM27 124V123H26ZM29 124V123H28ZM31 124V123H30ZM71 124H73V123H71ZM76 124V123H75ZM91 124V123H90ZM148 124V123H147ZM204 124V123H203ZM4 125H6V123L4 124ZM3 125V126H4ZM92 125V124H91ZM160 125V124H159ZM159 125H158V127H159ZM12 126H16V128L17 129H15V127H12ZM32 126V125H31ZM90 126V125H89ZM98 126H100V125H98ZM101 126H107V125H101ZM119 126V125H118ZM161 126V125H160ZM184 126H186L185 124H184ZM59 127H60V129H59ZM69 127H71L72 128V126H69ZM96 127V126H95ZM149 127V126H148ZM164 127V126H163ZM222 127V126H221ZM224 127V126H223ZM222 127V128H223ZM2 128H4V127H2ZM1 128V129H2ZM31 128H33V127H31ZM35 128H33V132L34 133H36L37 131L36 130H34ZM39 128H41L40 130H39ZM67 128V127H66ZM76 128V127H75ZM91 128V127H90ZM92 128H93V126H92ZM194 128V127H193ZM64 129V128H63ZM79 129H80V127H79ZM102 129V128H101ZM108 129V128H107ZM155 129V128H154ZM165 129V128H164ZM225 129V128H224ZM4 130V129H3ZM86 130V129H85ZM99 130V129H98ZM97 130V131H98ZM106 130V129H105ZM104 130V131H105ZM153 130V129H152ZM157 130V129H156ZM159 130V129H158ZM68 131V130H67ZM92 131V130H91ZM223 131V130H222ZM1 132V131H0ZM3 132V131H2ZM1 132V133H2ZM47 132V133H48ZM63 132H64V130H63ZM65 132H66V130H65ZM73 132V131H72ZM84 132V131H83ZM153 132V131H152ZM157 132V131H156ZM191 132V131H190ZM46 133V134H47ZM91 133V132H90ZM89 133V134H90ZM106 133V132H105ZM52 134V133H51ZM86 134V133H85ZM98 134H99V132H98ZM103 134V133H102ZM242 134H244V133H242ZM26 135V134H25ZM48 135V134H47ZM251 134H249L248 136H250ZM19 136H21V135H19ZM65 137V141L63 142V138L62 137ZM76 136V135H75ZM159 136V135H158ZM163 136V135H162ZM39 137V136H38ZM49 137V136H48ZM96 137V136H95ZM94 137V138H95ZM151 137H152V135H151ZM156 137V136H155ZM252 137V136H251ZM250 137V138H251ZM22 138V137H21ZM86 138V137H85ZM87 138H89V137H87ZM86 138V139H87ZM250 138H249V141H250ZM27 139V138H26ZM28 139H29V137H28ZM27 139V140H28ZM47 139H49V138H47ZM93 139V138H92ZM108 139V138H107ZM160 139V138H159ZM30 140V139H29ZM50 140V139H49ZM88 140V139H87ZM96 140H98V144H100V142H102L103 141V139H96ZM147 140H149V142H148V145L146 146V143H147ZM194 140V139H193ZM252 140V139H251ZM21 141V140H20ZM40 141V140H39ZM47 141V140H46ZM51 141V140H50ZM82 141V140H81ZM95 141V140H94ZM162 141V140H161ZM159 142H160V140H159ZM24 143V142H23ZM29 143H30V141H29ZM88 143V142H87ZM104 143V142H103ZM157 143V142H156ZM212 143V142H211ZM20 144V143H19ZM39 145H40V143H38ZM42 144V143H41ZM44 144V143H43ZM59 144V143H58ZM96 144V143H95ZM128 144V143H127ZM158 144H160V143H158ZM173 144V143H172ZM181 144H183V143H181ZM192 144V143H191ZM30 145V144H29ZM45 145V144H44ZM43 145V146H44ZM103 145V144H102ZM163 145V144H162ZM261 145H263V144H261ZM21 146V145H20ZM31 146V145H30ZM57 146V145H56ZM95 146V145H94ZM98 146V145H97ZM96 146V147H97ZM101 146V145H100ZM182 146V145H181ZM180 146V147H181ZM190 146V145H189ZM21 147H23V146H21ZM20 147V148H21ZM25 147V146H24ZM160 147V146H159ZM191 147V146H190ZM193 147V146H192ZM191 147V148H192ZM188 149L187 150H189V147H187ZM253 148V150H262L258 145H255L254 147H252ZM264 148V147H263ZM19 148H17L16 150H18ZM46 149V148H45ZM59 150H61L60 149V146H59V148H58ZM10 150V149H9ZM121 150V149H120ZM175 150H176V147H175ZM186 150V151H187ZM39 151V150H38ZM190 151H191V149H190ZM13 152H15L16 153V151H13ZM12 152V153H13ZM19 152V151H18ZM21 152H23L22 150H20V154H21ZM29 152V151H28ZM185 152V151H184ZM188 152V151H187ZM192 152V151H191ZM25 153V152H24ZM138 153V152H137ZM182 153V152H181ZM186 153V152H185ZM211 153V152H210ZM212 153H213V151H212ZM221 153V152H220ZM120 155L119 156H121V157H125L126 155L125 154H121V153H119ZM170 153H168V156H170L169 155ZM191 154H193V153H191ZM30 155H33V154H30ZM44 155V154H43ZM97 155L98 156H100L99 157V159H100V161H96L97 160ZM163 155H165V154H163ZM180 155V154H179ZM189 156H190V154H188ZM211 155V154H210ZM214 155V154H213ZM216 155V154H215ZM220 155L221 154H219V157H220ZM28 156H29V154H28ZM165 156H167V155H165ZM206 156V155H205ZM212 156V155H211ZM4 157V156H3ZM10 157H12L11 155H10ZM25 157H26V159H25ZM40 157V156H39ZM134 157V156H133ZM136 157V156H135ZM177 157H179V156H176V159H178ZM184 157V156H183ZM193 157V156H192ZM213 157V156H212ZM211 157V158H212ZM216 157V156H215ZM2 158V157H1ZM38 158V157H37ZM40 158H43L42 156L40 157ZM208 158V157H207ZM207 158H206V160H207ZM210 158V159H211ZM12 159V158H11ZM172 159V158H171ZM226 159V158H225ZM40 160V159H39ZM89 160V161H90ZM110 160V159H109ZM133 160V159H132ZM173 160V159H172ZM175 160V159H174ZM182 160L184 161V160H186V157L185 158H182ZM218 160V159H217ZM167 161H170L169 159L167 160ZM192 161V160H191ZM210 161V160H209ZM212 161V160H211ZM220 161V160H219ZM110 162V161H109ZM185 162V161H184ZM205 162V161H204ZM203 162V163H204ZM218 162V161H217ZM260 162V161H259ZM206 163V162H205ZM214 163H216V162H214ZM221 163V162H220ZM93 164V163H92ZM166 164H168V163H166ZM176 164V163H175ZM180 164V163H179ZM212 164H213V161H212ZM217 164V163H216ZM90 165V164H89ZM94 165H96V163L94 164ZM115 165V164H114ZM141 165V166H140ZM151 165V166H150ZM164 165V164H163ZM182 165V164H181ZM208 165H209V162H208ZM214 165V164H213ZM224 165V164H223ZM235 165V164H234ZM93 166V165H92ZM98 166V165H97ZM97 166H95V167H97ZM101 167H102V165H100ZM168 166V165H167ZM166 166V167H167ZM170 166V165H169ZM211 166V165H210ZM217 166V165H216ZM94 167V166H93ZM109 167V166H108ZM112 167V166H111ZM178 167V166H177ZM206 167V166H205ZM231 167V166H230ZM229 167V168H230ZM110 168V167H109ZM116 168V167H115ZM123 168V167H122ZM170 168H173V167H170ZM211 168V167H210ZM234 168V167H233ZM264 168V167H263ZM87 169H89V167L87 168ZM90 169H91V167H90ZM89 169V170H90ZM120 169V168H119ZM212 169V168H211ZM211 169H210V171H211ZM222 169V168H221ZM231 169V168H230ZM236 169H238L237 167H236ZM235 169V171H237ZM79 170V169H78ZM115 170V169H114ZM182 169L180 168L179 169V173H180V171H181ZM101 171H102V168H101ZM170 171H173L172 169H170ZM175 171V170H174ZM173 171V172H174ZM202 171V170H201ZM212 171H214L213 169H212ZM217 171V170H216ZM111 172H112V170H111ZM219 172V171H218ZM230 172V171H229ZM262 172H264V171H262ZM77 173V172H76ZM78 173H79V171H78ZM182 173V172H181ZM183 173H185V172H183ZM203 173V172H202ZM201 173V174H202ZM205 173V172H204ZM203 173V174H204ZM208 173V172H207ZM18 174H20V173H18ZM111 174V173H110ZM208 174H210V173H208ZM226 174V173H225ZM229 174V173H228ZM75 175H77V174H75ZM183 175V174H182ZM220 175H221V173H220ZM229 175H231V174H229ZM113 176V175H112ZM170 176V175H169ZM222 176V175H221ZM223 176H226V175H223ZM255 176V175H254ZM74 177V176H73ZM84 177L83 178H81V179H84ZM203 177H205V175L203 176ZM141 178V177H140ZM169 178V177H168ZM177 178V177H176ZM180 178H182V177H180ZM179 178V179H180ZM206 178H208V176L206 177ZM231 178V177H230ZM256 178V177H255ZM186 179V178H185ZM205 179V178H204ZM223 179V178H222ZM140 180H142V179H140ZM158 181V182H156V181ZM172 180V179H171ZM217 180H219V179H217ZM182 181V180H181ZM180 181V182H181ZM201 181V180H200ZM174 182V181H173ZM202 182V181H201ZM220 182V181H219ZM61 183V182H60ZM71 183H73V182H71ZM137 183V182H136ZM177 183V182H176ZM179 183V182H178ZM81 184V183H80ZM142 184V183H141ZM167 184V183H166ZM169 184V183H168ZM172 184V183H171ZM171 184L169 185V186H171ZM38 185L36 186V188H38ZM66 185H67V183H66ZM69 185V184H68ZM78 185V184H77ZM130 185V184H129ZM145 185V184H144ZM144 185H142V186H144ZM214 185V184H213ZM218 185V184H217ZM30 186L29 187H27V188H30ZM63 186V185H62ZM83 186V185H82ZM82 186H81V189H82ZM101 186H102V184H101ZM105 186V185H104ZM109 186V187H110ZM141 186V185H140ZM159 186H158V188H159ZM177 186H179V185H177ZM199 186V185H198ZM221 186H227V185H221ZM65 187V186H64ZM64 187H63V189H64ZM72 187V186H71ZM78 187V186H77ZM180 187H182V185H180ZM184 187H186V185L184 186ZM200 187V186H199ZM40 188V187H39ZM53 188V187H52ZM66 188V187H65ZM97 188V187H96ZM105 188V187H104ZM166 188H169L168 186L166 187ZM175 188H176V185H175ZM76 189V188H75ZM80 189V188H79ZM103 189V188H102ZM140 189V188H139ZM176 189H178V188H176ZM179 189H182L183 190V188H179ZM208 189H210V193H207V191L203 194V196L201 197V198H199V197H192V199H191V206L189 207V209H190V212L188 213V215H187V217L185 218V220L186 221H188V220H191L190 219V216H192V217H196V219L198 220V222H204L205 220H207V219H209V221H210V219L212 218V219H215V218H218L217 217V215H218V213H219V211L217 212L215 209H216V207H218V206H224V205H226V204H219V203H217L215 200H217V199H220V195L222 194V193H220L219 192V190H217L216 189V186L214 187V186H212V188H208ZM30 190H31V188H30ZM39 190V189H38ZM40 190H42V189H40ZM73 190H74V188H73ZM99 190H100V188H99ZM124 190H125V188H124ZM140 190H142V189H140ZM155 190V189H154ZM153 190V191H154ZM225 189H221L220 191L221 192H223ZM34 191V190H33ZM77 191H78V189H77ZM101 191H103V190H101ZM105 191H106V189H105ZM150 191V192H151ZM167 191V190H166ZM171 191V190H170ZM177 191V190H176ZM179 191V190H178ZM187 191V187H186V190H185V192ZM35 192V191H34ZM37 192V191H36ZM44 192H45V190H44ZM47 192V191H46ZM74 192H76V191H74ZM83 192V191H82ZM144 192V191H143ZM181 192V191H180ZM188 192V191H187ZM196 192V191H195ZM229 192V191H228ZM27 193V192H26ZM40 193V192H39ZM43 193V192H42ZM93 193H96V190H95V192H93ZM104 193V192H103ZM107 193V192H106ZM126 193V192H125ZM166 193V195H169L170 193L169 192H165ZM182 193V192H181ZM194 193V192H193ZM30 194V193H29ZM38 194V193H37ZM45 194V193H44ZM55 194V193H54ZM66 194H68V193H66ZM99 194V193H98ZM145 195L146 194H148V192L147 193H144ZM143 194V195H144ZM41 195V194H40ZM58 195V194H57ZM64 195H65V193H64ZM101 195V194H100ZM108 195H110V194H108ZM140 195V194H139ZM163 195H165V194H163ZM198 195V194H197ZM200 195V194H199ZM47 196H48V194H47ZM87 196V195H86ZM91 196H93V195H91ZM96 196H97V193H96ZM133 196H135V195H133ZM180 196V195H179ZM32 197V196H31ZM40 197V196H39ZM39 197H36V195H35V198H39ZM56 197H58V196H56ZM59 197H61V195L59 196ZM64 197V196H63ZM77 197V196H76ZM75 197V198H76ZM88 197V196H87ZM102 197V199H103V196H101ZM110 197V196H109ZM113 197H111V198H113ZM128 197V196H127ZM153 197H154V199H153ZM163 197V200L161 199ZM167 197V196H166ZM33 198V197H32ZM49 198V197H48ZM53 198V197H52ZM106 198V197H105ZM121 198H124V197H121ZM139 198V197H138ZM188 198V197H187ZM57 199V198H56ZM60 199V198H59ZM73 199V198H72ZM78 199V198H77ZM107 199V198H106ZM109 199V198H108ZM125 200H126V198H124ZM124 199H122V200H124ZM152 199V200H151ZM184 199V198H183ZM182 199V200H183ZM35 200H37V199H35ZM38 200H40V199H38ZM43 200V199H42ZM85 200V199H84ZM92 200V199H91ZM131 200V199H130ZM133 200H135L136 201V199H133ZM138 200V199H137ZM185 200V199H184ZM46 201V200H45ZM55 201V200H54ZM61 201V200H60ZM62 201H63V199H62ZM67 201H68V198H67ZM98 201V200H97ZM129 201V200H128ZM134 201V202H135ZM139 201V200H138ZM158 202V203H154V202ZM212 201H215L216 202V204L214 205V207L213 206H211V207H209V208H207V213L205 212V210H202V211H200V209H205V207H206V204L207 203H210V202H212ZM11 203V204H14L15 206H16V208L18 209V210H10L9 208H7L6 207V203ZM35 202V201H34ZM40 202V201H39ZM44 202V201H43ZM75 202V201H74ZM85 202V201H84ZM96 202V201H95ZM100 202H102V200H100ZM169 202V201H168ZM36 203V202H35ZM56 203V202H55ZM63 203H65V202H63ZM67 203V202H66ZM83 203V202H82ZM92 203V202H91ZM108 203V202H107ZM118 203V202H117ZM60 204V203H59ZM67 204H69V203H67ZM66 204V205H67ZM78 204V203H77ZM89 204V203H88ZM98 204V203H97ZM119 204V203H118ZM139 204V203H138ZM184 204V203H183ZM264 204V203H263ZM21 205V206H20ZM46 205V204H45ZM65 205V204H64ZM70 205V204H69ZM83 205H84V203H83ZM87 205V204H86ZM102 205V204H101ZM111 205V204H110ZM113 205V204H112ZM126 205V204H125ZM133 205H135V204H133ZM145 205H147V207L145 206ZM42 206H44V205H42ZM53 206V205H52ZM100 206V205H99ZM99 206H97V207H99ZM131 206V205H130ZM50 207V206H49ZM63 207V206H62ZM104 207V206H103ZM107 207V206H106ZM113 207V206H112ZM122 207H123V205H122ZM125 207V206H124ZM123 207V208H124ZM134 207V206H133ZM137 207V206H136ZM175 207H176V209H180L179 208V206L178 205H175ZM46 208V207H45ZM48 208V207H47ZM70 208V207H69ZM75 209H76V206L74 207ZM87 208V207H86ZM90 208V207H89ZM100 208H102V207H100ZM108 208H109V204H108ZM122 208V209H123ZM132 208V207H131ZM131 208H129V209H131ZM135 208V207H134ZM139 208V207H138ZM184 208V207H183ZM19 209H21V210H19ZM59 209V208H58ZM64 209V208H63ZM72 209V208H71ZM83 209V208H82ZM105 209V208H104ZM104 209H102V210H104ZM126 209V208H125ZM124 209V210H125ZM225 208H223L222 210H224ZM77 210V209H76ZM87 210V209H86ZM101 210V209H100ZM126 210H128V209H126ZM131 210H133V212H134V209L132 208ZM183 210V209H182ZM182 210H179V212L180 211H182ZM27 211V212H28ZM35 211V210H34ZM65 211V210H64ZM75 211V210H74ZM83 212H84V210H82ZM188 211V210H187ZM260 211H263V209L262 210H260ZM48 212V211H47ZM56 212V211H55ZM80 212V211H79ZM88 212V211H87ZM104 212H105V210H104ZM103 212V213H104ZM121 212V211H120ZM127 212V211H126ZM125 212V213H126ZM130 212V211H129ZM132 212V211H131ZM184 212V211H183ZM216 212H217V214H216ZM249 212V211H248ZM255 212V211H254ZM40 213V212H39ZM101 213V212H100ZM110 213L112 214V217H113V215H118V212L116 211V210H114V207L113 208H111L110 209ZM186 214H187V212H185ZM203 215H202V214ZM206 213V214H205ZM27 214V213H26ZM34 214V213H33ZM86 214V213H85ZM106 214H108V212L106 213ZM128 214V213H127ZM176 214H177V211H176ZM205 214V215H204ZM255 214V213H254ZM258 214H259V212H258ZM262 214V213H261ZM59 215H60V213H58V214H55V217H59ZM62 215V214H61ZM101 215H103V214H101ZM123 215V214H122ZM143 215V214H142ZM190 215V216H189ZM1 216V215H0ZM47 216V215H46ZM68 216V215H67ZM126 216V215H125ZM179 216H180V214H179ZM202 216H205L204 218H205V220H202L201 219V217ZM261 216V215H260ZM38 217V216H37ZM42 217H43V215H42ZM104 217V216H103ZM106 217V216H105ZM111 217V216H110ZM119 217V216H118ZM141 217V216H140ZM147 217V216H146ZM184 217V216H183ZM251 217V216H250ZM263 217H264V211H263ZM33 218H35V217H33ZM39 218V217H38ZM69 218V217H68ZM80 218V217H79ZM78 218V219H79ZM116 218H117V216H116ZM121 218V217H120ZM123 218V217H122ZM135 218V217H134ZM142 218V217H141ZM177 218H178V214H177ZM253 218V217H252ZM101 219V218H100ZM114 219V218H113ZM118 219V218H117ZM124 219H127V217L126 218H124ZM138 219V218H137ZM136 219V220H137ZM243 219V218H242ZM249 218H247L246 220H248ZM254 219V218H253ZM259 219V218H258ZM263 219V218H262ZM45 220V219H44ZM46 220H48V219H46ZM57 220H59V219H57ZM76 220V219H75ZM193 220V219H192ZM245 220V219H244ZM245 220V221H246ZM252 220V219H251ZM251 220H249V221H251ZM257 220V219H256ZM49 221V220H48ZM124 221H126V220H124ZM146 221V220H145ZM149 221V220H148ZM183 221V220H182ZM182 221H180V222H182ZM185 221V222H186ZM225 221V220H224ZM36 222H38V221H36ZM53 222V221H52ZM51 222V223H52ZM62 222V221H61ZM193 221H190L189 222V227H184L185 229L183 230V234H187L186 236H183V237H181V235H180V233H179V236H177V238H178V244L180 245L181 243H183L182 245H181V247L182 246H184V244H189L190 242H191V239L193 238V236H195L196 235V233L195 234H193L192 232L194 231V225H193V223H192ZM201 222V223H202ZM211 222V221H210ZM213 222V221H212ZM238 222V221H237ZM39 223V222H38ZM41 223V222H40ZM43 223H44V221H43ZM60 223V222H59ZM63 223V222H62ZM66 223V222H65ZM110 223V222H109ZM116 223V222H115ZM132 223V222H131ZM143 223V222H142ZM194 223H195V219H194ZM244 223V222H243ZM242 223V224H243ZM15 224H13L14 226H15ZM53 224V223H52ZM57 224V223H56ZM100 224H101V222H100ZM157 224V223H156ZM158 224H160V223H158ZM167 224H169V223H166V225ZM188 224V223H187ZM196 224H197V222H196ZM199 224V223H198ZM205 224V223H204ZM251 224V223H250ZM18 225H16V226H18ZM101 225H103V224H101ZM107 225V224H106ZM124 225V223H123V221H119L118 222V224H117V226L119 227V229H120V227H122ZM135 225H136V223H135ZM161 225H162V223H161ZM203 225V224H202ZM205 225H207V224H205ZM204 225V226H205ZM240 225V224H239ZM252 225V224H251ZM12 226V225H11ZM29 226H31V227H29ZM40 226V225H39ZM113 226H115V225H113ZM113 226H111L112 228H113ZM116 226V227H117ZM160 226V225H159ZM163 226V225H162ZM183 226V225H182ZM253 226V225H252ZM251 226V227H252ZM255 226V225H254ZM29 227V228H28ZM93 227V226H92ZM109 226H107V228H108ZM165 227V226H164ZM163 227V228H164ZM206 227V226H205ZM208 227V226H207ZM206 227V228H207ZM210 227V226H209ZM237 227H238V225H237ZM258 227V226H257ZM264 227V226H263ZM9 228L10 227H7V232L9 233ZM18 228V227H17ZM60 228V227H59ZM87 228H88V226H87ZM125 228V227H124ZM131 228V227H130ZM142 228V227H141ZM151 228V227H150ZM260 228V226L258 227V229ZM20 229V228H19ZM43 229V228H42ZM44 229H45V227H44ZM78 229V228H77ZM77 229H75V230H73V229H68V230H66L65 231V233H66V236L65 237H67L68 239L69 238H72V240L74 239V238H76L77 236H81L82 234L83 235H85V233H82V234H80V232H78V230ZM111 229V228H110ZM157 229H159V228H157ZM166 229V228H165ZM168 229V228H167ZM197 229V228H196ZM200 229V228H199ZM238 229V228H237ZM264 229V228H263ZM24 230V229H23ZM34 230V229H33ZM102 230V229H101ZM125 230V229H124ZM161 230H162V228H161ZM260 230V232L262 233V227H261V229H259ZM30 231V230H29ZM28 231V232H29ZM44 231V230H43ZM56 231H57V229H56ZM61 231V230H60ZM113 231V230H112ZM123 231V230H122ZM140 231V230H139ZM147 231H148V229H147ZM157 231V230H156ZM159 231V230H158ZM12 232V231H11ZM53 232H54V230L53 229H47V231H46V235H48L47 237H52L53 236ZM62 232V231H61ZM60 232V233H61ZM99 232V231H98ZM102 232V231H101ZM129 232V231H128ZM131 232V231H130ZM135 232H137V231H135ZM257 232V231H256ZM260 232H258V233H260ZM31 233V235H32V237L30 236V234L29 233H27V235L25 234V238H22V240L24 241V245L22 246V248L20 249V248H18V247H20V245L19 244H17L18 245V247H16V246H14L12 249H16V250H11V246H10V248H8V246H6V245H4V246H2L3 244H2V242H1V239H0V264H43V261L44 260H46L47 261V264H81V263H83V261H84V259L86 260V263L87 264H96L98 261L100 262V261H102L103 260V257H104V251L103 250H101V249H97V251L93 254L92 252H91V250L90 249H88L87 248V246H86V244H81V243H77V242H72L71 243V246H63V244H56V248L58 247V248H61L62 249V251L63 252H65L64 253V255H62L63 253L62 252H57L56 251V253L54 254V253H52V250H53V248L54 247H52V246H48V247H41V246H39V247H37L35 250L34 249H32L31 250V248L34 246V245H37L36 243H37V241L40 239V233L39 232H37V231H35V234H36V237L32 234V232H30ZM59 233V234H60ZM87 233V232H86ZM100 233V232H99ZM103 233V232H102ZM116 233H118V231L116 232ZM119 233H120V231H119ZM133 233V232H132ZM201 233V232H200ZM210 233V232H209ZM230 233H232V232H230ZM5 234V233H4ZM125 234V233H124ZM141 234V233H140ZM144 234V233H143ZM165 234V233H164ZM177 234V233H176ZM202 235H203V233H201ZM201 234H197V238H199V236H200V241H201V244L202 245H205V244H207V242L204 240V238L202 239V237H201ZM208 234V233H207ZM242 234H244L243 236H242V239H243V242H244V239H245V237L244 236H246V234L244 233V229H242ZM248 234V233H247ZM251 234V233H250ZM14 235V234H13ZM137 235V234H136ZM161 235V234H160ZM173 235V234H172ZM217 235V234H216ZM257 235V234H256ZM260 235V234H259ZM1 236H4V235H1L0 234V238H1ZM39 236V237H38ZM124 236V235H123ZM122 236V237H123ZM254 236H255V234H254ZM262 236H263V234H262ZM91 237V236H90ZM128 237V236H127ZM154 237V236H153ZM164 237H165V235H164ZM207 237V236H206ZM219 237V236H218ZM217 237V238H218ZM223 237V236H222ZM256 237V236H255ZM257 237H258V235H257ZM256 237V238H257ZM11 238H13L14 240H15V238L16 239H20V238H17L16 236L15 237H7V240L9 241ZM111 238H113V237H111ZM135 238V237H134ZM149 238V237H148ZM163 238V237H162ZM167 238V237H166ZM175 238H176V236H175ZM196 238V239H197ZM259 238V237H258ZM59 239V238H58ZM83 239V238H82ZM85 239V238H84ZM83 239V240H84ZM123 239V238H122ZM152 240H153V238H151ZM210 239H213V238H210ZM221 239V238H220ZM248 239V238H247ZM264 239V238H263ZM5 240H6V238H5ZM110 240V239H109ZM163 240V239H162ZM193 240V239H192ZM199 240V239H198ZM257 240V239H256ZM256 240H249L248 242H247V244H245L244 245V243H240V244H242V248H244V249H248V248H253L255 245H256V243H257V241ZM7 241V242H8ZM94 241V240H93ZM129 241V240H128ZM154 241V240H153ZM164 241V240H163ZM167 241V240H166ZM172 241V240H171ZM221 241V240H220ZM223 241V240H222ZM259 241V240H258ZM261 241V240H260ZM263 241V240H262ZM58 242V241H57ZM83 242V241H82ZM96 242V241H95ZM109 242V241H108ZM139 242V241H138ZM214 242H216V241H214ZM225 242V241H224ZM246 242V241H245ZM264 242V241H263ZM56 243V242H55ZM101 243V242H100ZM145 243V242H144ZM143 243V244H144ZM147 243H149V241L147 242ZM146 243V244H147ZM163 243V242H162ZM192 243H194V242H192ZM198 243V242H197ZM190 244L191 246L189 247V248H191V247H197V248H199V249H201V247H202V245H199L200 243H198V244ZM227 243H230V246H232L233 245V248H234V250L236 249L235 247H237L238 248V244H233L234 243V239H232V236H230V238L228 237V240H227ZM15 244V243H14ZM103 244V243H102ZM112 244V243H111ZM129 244V243H128ZM132 244V243H131ZM219 244H220V242H219ZM239 244V245H240ZM42 245V244H41ZM55 245V244H54ZM89 245V244H88ZM249 245H252L251 247L249 246ZM263 245V244H262ZM100 246H101V244H100ZM122 246V245H121ZM144 246V245H143ZM230 246L228 245V244H226V243H224L223 245H222V248L224 249V250H228V249H231L230 248ZM64 247V248H63ZM106 246H104V248H105ZM124 247V246H123ZM150 247V246H149ZM220 246H218V248H219ZM261 247V246H260ZM263 247V246H262ZM261 247V248H262ZM2 248V249H1ZM104 248H102V249H104ZM147 248V247H146ZM151 248V247H150ZM155 248V247H154ZM188 248V249H189ZM217 248V249H218ZM242 248H240L239 250L241 251V249ZM255 248V247H254ZM258 248V247H257ZM108 249V248H107ZM158 249V248H157ZM187 249V250H188ZM17 250H19V251H17ZM125 250V249H124ZM168 250V249H167ZM187 250L185 251V252H183V251H181L180 250V248L177 246V245H173V246H171L170 247V252H171V255L168 257V264H183V262L187 259V258H189V259H187V261H190L191 262V257H192V254L191 253H189L187 256L185 255V253L187 252ZM213 250V249H212ZM234 250H230L231 252H233ZM238 250V249H237ZM238 250V251H239ZM33 251V252H32ZM37 251L40 253V257L38 258V256H37ZM136 251L139 253V250H137L136 249ZM147 251V250H146ZM221 251V250H220ZM239 251V252H240ZM246 251H250L251 252V250H246ZM256 251V250H255ZM258 251V250H257ZM136 252V253H137ZM151 252V251H150ZM154 252V251H153ZM178 252L180 253V255H179V259L178 260H176V258L178 257ZM211 252V251H210ZM215 252V251H214ZM250 252H248L249 254H250ZM252 252H253V250H252ZM148 253V252H147ZM223 253V252H222ZM240 253H242V251L240 252ZM239 253V254H240ZM245 255L247 254V252L245 253V252H243ZM254 253V252H253ZM258 253V252H257ZM34 254H35V259L33 260V261H31L32 260V257L34 256ZM135 254V253H134ZM140 254V253H139ZM149 254V253H148ZM211 254H213L214 255V253H213V251H212V253ZM233 254V253H232ZM231 254V257L234 259V255H232ZM238 254V255H239ZM252 254V253H251ZM250 254V255H251ZM136 255V254H135ZM138 255V254H137ZM151 255V254H150ZM163 255V254H162ZM181 255H182V257H183V260H181L180 259V257H181ZM202 255V254H201ZM209 255V254H208ZM216 255H218V254H216ZM236 255V254H235ZM237 255V256H238ZM259 257H258V262H262L263 264H264V251H262L261 253H260V255L259 254H257ZM203 256V255H202ZM205 256H207V254L205 255ZM229 257H230V255H228ZM236 256V257H237ZM256 256V255H255ZM139 257V256H138ZM146 257V256H145ZM152 257V256H151ZM210 257V256H209ZM222 264H225L226 262L228 263V261H231V262H233L230 258H228L227 256L225 257L223 254H222ZM242 257H243V255H242ZM254 257V256H253ZM257 257V256H256ZM131 258V257H130ZM203 258V257H202ZM201 258V259H202ZM240 258V257H239ZM246 258H248V257H246ZM251 258V257H250ZM132 259V258H131ZM137 259V258H136ZM144 259V258H143ZM205 259V258H204ZM207 259V258H206ZM213 258H211V260H212ZM243 259H244V257H243ZM243 259H241V260H243ZM257 259V258H256ZM255 259V260H256ZM211 260H209V261H211ZM215 260V259H214ZM237 260V259H236ZM246 260V259H245ZM252 260V259H251ZM105 261V260H104ZM244 261V260H243ZM106 262V261H105ZM118 262V261H117ZM200 262H202V261H200ZM236 262H238V261H236ZM248 262H249V260H248ZM253 262H255L256 263V261H253ZM257 262V263H258ZM203 263V262H202ZM206 263V262H205ZM241 263H245V262H242L241 261ZM251 263V262H250ZM152 264H156V263H152ZM166 264V263H165ZM259 264H261V263H259Z\"/></svg>",
    "mask_w": 264,
    "mask_h": 264
},
{
    "label": "snow or ice",
    "instance_id": "obj_3",
    "mask_svg": "<svg viewBox=\"0 0 264 264\" xmlns=\"http://www.w3.org/2000/svg\"><path fill=\"white\" fill-rule=\"evenodd\" d=\"M230 0H209V3L212 5H216L217 6V10L219 11H224L225 10V4L229 3ZM236 2H240V0H236ZM109 9L107 7L104 6V0H102V4H101V8H100V31L104 32V28L103 25L105 23V13L108 11ZM129 19H131V17H129ZM217 28L219 27V24L216 26ZM7 28L4 25V21L3 18L0 17V34H4L5 32H7ZM216 31L215 28L209 29V32H214ZM262 35H264V33H262ZM115 37V31L113 29V34L112 36H110V38L114 39ZM78 39V38H77ZM167 46V45H165ZM46 47H48L49 49L51 48L50 45H46ZM69 47L71 48V41L69 42ZM9 50H11L12 54L8 55L7 57L5 56V54L7 52H9ZM140 51H143V49H140ZM37 52H40L39 49H37ZM225 53V49L223 46V36L221 34V44L220 47H218L217 52H216V60L219 61L222 57V55ZM49 53L48 52H44L42 55L43 56H47ZM151 55V53H150ZM5 58L7 59V61L9 62H13L15 60V47L12 43L11 39H8L5 43H3V50L0 51V61H4ZM39 60H34V61H30V65H29V70L31 71L32 67H34V64H38ZM84 66V62H81V68H83ZM49 68L52 69V75H61V73L56 72L55 68L52 65H48ZM3 69L0 68V72H2ZM9 74H11V69L9 68ZM163 75V74H162ZM50 78L49 73L47 71H45L44 69H36L35 71H32V79L30 80H26L24 79V77H21V82L23 87L21 88L22 91H24L26 94L31 95L33 99H40V101L42 103L45 104H53V106H55V102L49 101L45 96H44V88L48 87L52 93L53 96H56L58 99H63L65 103H69L70 107H72L73 109L75 108H82L84 105V99L87 97H91V99L89 100V111H87L86 113H81V115H86L88 119H92V111L91 109L93 108H99V102L96 98V94L94 92L91 93H86L85 94V89L79 86H76V89L82 93L85 94L84 98L81 97H62V94L60 92V86L58 84H51V85H46V80H48ZM65 80L68 84H72L71 80H67V77H65ZM141 88H142V84H141ZM30 89H35V94L33 95V93L30 91ZM167 91V90H165ZM208 107V103L207 100L205 102V108L207 109ZM5 110L6 107H5ZM114 111H116L118 114L120 112H122V109H119L118 106H114ZM63 115V113H61ZM73 114H76L75 111ZM100 115L104 116L105 120L107 121V127L108 128H112L114 123L118 124L119 120L117 119L116 121H113V119L107 115V113H104L103 111L100 112ZM124 116H127V113H123ZM79 118V117H78ZM261 119H264V113H261ZM99 123V121H97ZM231 122V120L229 121ZM72 121L68 120L67 121V125H71ZM209 123H211V121H209ZM170 124V128L169 131H173V130H178L179 132H183V129H180L176 124H174L173 122L169 121ZM66 125V127H67ZM27 134V133H25ZM185 135H192L191 133H184ZM93 137L96 136V133L93 131L92 132ZM65 136L67 138L68 133L65 132ZM76 136L77 139L83 140V136L79 133V131L76 132ZM146 138H141L139 143H136L132 146L131 148V155L135 156L137 151L139 150V148L144 144ZM169 139H172L171 136H169ZM205 140H209L212 141L214 143L220 144L222 147H224L225 149H228V145L225 144L222 140L218 139L215 136H205L204 137ZM177 143L179 142L178 140L176 141ZM17 147H19V144H17ZM234 150V149H233ZM101 153H103V148H101ZM183 151V149L181 150ZM0 153H2L5 157L6 160H10V152L8 150V146L5 143V141L3 139H0ZM88 155H90V149L87 146V144H85L83 146V157H87ZM119 153H116L114 155L111 156V160L113 162V164H115L117 162V158L119 157ZM244 155L248 158L251 159V156L245 152ZM89 167V165H87L86 163H82L79 169V173L78 175L75 177V180L73 181V185L72 187L75 188L76 184L79 183V181L81 180L82 176L84 175L86 169ZM0 170H3L2 168H0ZM226 198V197H224ZM96 203H99V201H96ZM212 203H215V201H212ZM205 211L207 210L206 207L204 209ZM135 213H131L128 217L127 220H131L132 216H134ZM78 217L73 215L70 216L68 219L69 220H75ZM183 219V216H180L176 219L175 223L179 224L180 221ZM127 220L125 221V223H127ZM172 225H169V229H171ZM219 227V226H218ZM115 235V233H113V231L111 229H109L107 232L104 233V236L100 237V239H104L106 237H110ZM171 235V231L168 232V236ZM122 236L123 233H121L120 235L116 236V239L112 241V244L110 245V247L108 249H104V259L107 262V264H113V259H119V255L121 252V245H122ZM157 239H161V235L158 234ZM253 240H255V237L252 238ZM210 247L211 248H215L217 245L214 241H210ZM162 246V245H161ZM250 247L252 245H249ZM189 253L192 254L191 257V264H198L199 259L201 258V250L197 247H191L187 250V252L185 253V255L187 256ZM154 254V253H153ZM37 256L38 258L40 257V253L37 251ZM111 257V258H110ZM151 259V255L147 256L145 258V260L142 262V264H147V261ZM43 264H47V261L44 260Z\"/></svg>",
    "mask_w": 264,
    "mask_h": 264
}]
</instances>
